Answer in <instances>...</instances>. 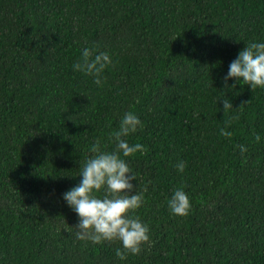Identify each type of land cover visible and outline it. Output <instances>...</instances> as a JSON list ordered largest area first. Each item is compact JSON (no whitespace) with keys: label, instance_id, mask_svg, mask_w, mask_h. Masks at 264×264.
<instances>
[{"label":"trees","instance_id":"obj_1","mask_svg":"<svg viewBox=\"0 0 264 264\" xmlns=\"http://www.w3.org/2000/svg\"><path fill=\"white\" fill-rule=\"evenodd\" d=\"M252 40L264 0H0V264H264V87L222 80ZM86 46L111 56L102 86L73 70ZM129 110L150 240L121 259L118 239L75 235L62 193ZM177 187L187 215L168 208Z\"/></svg>","mask_w":264,"mask_h":264},{"label":"clouds","instance_id":"obj_2","mask_svg":"<svg viewBox=\"0 0 264 264\" xmlns=\"http://www.w3.org/2000/svg\"><path fill=\"white\" fill-rule=\"evenodd\" d=\"M111 63L108 51L86 46L81 51V58L72 67L75 71L92 76L94 82L102 86L104 69ZM230 78H234L231 85L228 84ZM222 80L227 87H233L241 80L252 89L264 87V40L245 43L229 62ZM220 100L223 109L233 107L227 96L223 95ZM228 123L225 121L226 125ZM143 126L136 112L126 111L119 121V127L110 133L115 147L107 150L99 139L93 142L89 149L93 154L79 164V182L62 193L66 204L78 216L74 225L77 229L75 235L94 243L118 239L122 248L116 249V255L121 259L126 258L128 252L139 253L141 245L150 240L148 223L134 213L144 202V192L136 190L137 185L133 183L136 174L125 159L145 150L141 142H131L129 139ZM220 132L226 136L232 135L226 127L221 128ZM254 138L260 141L261 134L256 133ZM237 147L241 152L247 151L244 144ZM175 167L183 171L185 161L178 160ZM98 192L102 194L97 195ZM167 204L170 212L176 215H187L191 209L190 196L183 187L173 190Z\"/></svg>","mask_w":264,"mask_h":264}]
</instances>
